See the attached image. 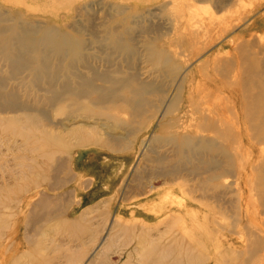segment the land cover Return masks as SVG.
<instances>
[{
    "label": "rangeland",
    "instance_id": "obj_1",
    "mask_svg": "<svg viewBox=\"0 0 264 264\" xmlns=\"http://www.w3.org/2000/svg\"><path fill=\"white\" fill-rule=\"evenodd\" d=\"M0 264H264V0H0Z\"/></svg>",
    "mask_w": 264,
    "mask_h": 264
}]
</instances>
